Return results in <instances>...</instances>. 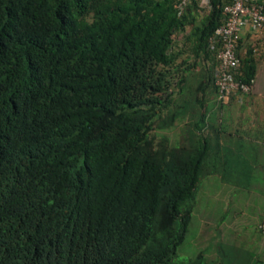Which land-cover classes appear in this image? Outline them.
Returning <instances> with one entry per match:
<instances>
[{
	"label": "trees",
	"instance_id": "16d2710c",
	"mask_svg": "<svg viewBox=\"0 0 264 264\" xmlns=\"http://www.w3.org/2000/svg\"><path fill=\"white\" fill-rule=\"evenodd\" d=\"M200 1L0 0V264L215 263L174 261L223 149L201 110L233 0Z\"/></svg>",
	"mask_w": 264,
	"mask_h": 264
},
{
	"label": "crops",
	"instance_id": "0c3cea01",
	"mask_svg": "<svg viewBox=\"0 0 264 264\" xmlns=\"http://www.w3.org/2000/svg\"><path fill=\"white\" fill-rule=\"evenodd\" d=\"M240 46L241 57H245V53L253 47L256 56L259 52L262 55L264 53V31L261 35H257L248 26ZM261 63L264 62L261 61ZM261 63L257 62V73ZM200 83L201 81L198 85ZM254 88L255 84L251 93L232 96L230 101L221 108L222 110L219 109L221 123H223L222 116H228L230 121L227 118L228 122L224 124V134L219 135L220 145L223 148L219 150L216 158L220 164L219 170L209 179H217L214 181L216 196L223 195L227 198L224 212L229 216L223 215V219H220L224 220L220 221L224 226L221 230L224 242L232 246V243H235L237 238L244 233L242 230H236V224L248 218L249 222L253 223L255 232L257 231L256 235L248 233L249 236H247L251 237L249 247L252 251L248 254L250 264H264V235L258 229L264 221V116L261 115L260 108H255L254 104L247 102V97L255 95ZM244 105H246L245 122L240 126L232 125L233 110L236 106L241 109ZM236 177H239V185L231 181ZM202 220L204 228L207 225L211 226L212 219L203 218ZM237 257L233 252L216 251L214 257H209V259L215 261L214 264H232Z\"/></svg>",
	"mask_w": 264,
	"mask_h": 264
},
{
	"label": "rangeland",
	"instance_id": "374dc122",
	"mask_svg": "<svg viewBox=\"0 0 264 264\" xmlns=\"http://www.w3.org/2000/svg\"><path fill=\"white\" fill-rule=\"evenodd\" d=\"M200 4L204 8L203 13H207L209 11V0H201ZM256 58L258 64L261 63V61L264 62V53L262 55H260V52L257 53ZM201 69L202 68L199 66L194 75L192 73L187 75L188 80L182 86V94H191L189 88H191V86L197 87L198 82L202 81L204 76H200L202 73ZM178 91L179 90L176 92ZM253 92L255 95L247 97V102L248 104H254L255 108H260L261 115L264 116V63H261L258 67L255 88ZM205 100V107L201 110V112H204L207 118L206 120L210 121V125L215 124L218 127L221 123V115H219L221 112L219 109L222 110L221 108L224 105L222 106L219 104L216 92L213 88L208 92ZM181 101V96L176 94L174 97V104H178ZM245 108L246 105H244L241 109H238L236 106V108L233 110L234 113L231 114L232 125L234 124L240 126L245 122ZM223 117L225 118V121ZM227 118L228 116H222L223 124H226L228 120L230 121V119L228 118L227 120ZM184 124L185 121H180L176 127L161 133H166V135L169 136L171 143L175 144L182 140L184 133L183 131L185 130ZM207 129L210 130V126ZM206 133L209 132L206 131ZM214 181H217V179H204L200 182L199 188L197 190V200L195 203L192 221L189 226V231L184 243L179 247L174 261L177 263L187 262L189 260L195 259L199 253L203 251H207L206 253L209 257H214L215 252L219 251L233 252L235 257L238 256L235 259L236 264H250L248 254L252 251V248L249 247V241L251 237L248 238L247 236H249L248 233L256 235L257 231L255 232L253 223L249 222L248 218H245L236 224V230L244 231V233H242L240 237L237 238L238 240L235 241V243H232V246L230 243L224 242L223 233L221 232L224 226L221 224L220 221L222 220L220 219H223V215L229 216V214L224 212L227 198H225L223 195H221V197L216 196V183H214ZM217 184L222 185L220 183ZM203 218L212 219V224L210 227L208 225L205 228L203 227Z\"/></svg>",
	"mask_w": 264,
	"mask_h": 264
},
{
	"label": "built area",
	"instance_id": "2783aa9c",
	"mask_svg": "<svg viewBox=\"0 0 264 264\" xmlns=\"http://www.w3.org/2000/svg\"><path fill=\"white\" fill-rule=\"evenodd\" d=\"M224 12L227 19L211 39L210 49L215 52L217 61L214 81L217 99L226 103L233 95L252 92L253 85L236 77L241 63L238 51L248 26L257 35L263 33L264 1L233 0L225 6ZM258 229L264 235V221Z\"/></svg>",
	"mask_w": 264,
	"mask_h": 264
}]
</instances>
